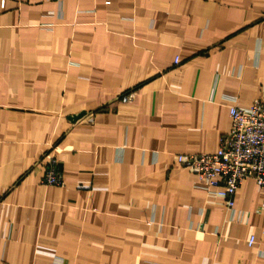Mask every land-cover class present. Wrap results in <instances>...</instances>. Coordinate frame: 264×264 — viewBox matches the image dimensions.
I'll use <instances>...</instances> for the list:
<instances>
[{"label":"crops","instance_id":"1","mask_svg":"<svg viewBox=\"0 0 264 264\" xmlns=\"http://www.w3.org/2000/svg\"><path fill=\"white\" fill-rule=\"evenodd\" d=\"M230 98L264 103V0H0V264H264L254 180L227 221L176 162Z\"/></svg>","mask_w":264,"mask_h":264},{"label":"built area","instance_id":"2","mask_svg":"<svg viewBox=\"0 0 264 264\" xmlns=\"http://www.w3.org/2000/svg\"><path fill=\"white\" fill-rule=\"evenodd\" d=\"M178 57L174 58V64ZM129 95L122 97L128 99ZM230 128L222 135L214 153L179 154L176 162L193 175V186L207 194L220 197L226 209L227 221H243L244 213L235 209V194L244 179H253L264 193V103L256 101L244 107L230 98ZM42 183L50 186L63 185L58 162L49 157ZM255 243L253 235L246 241Z\"/></svg>","mask_w":264,"mask_h":264},{"label":"water","instance_id":"3","mask_svg":"<svg viewBox=\"0 0 264 264\" xmlns=\"http://www.w3.org/2000/svg\"><path fill=\"white\" fill-rule=\"evenodd\" d=\"M83 116H84V113H78V114H75V115H70L68 117V119H69V121L71 123H75L76 121H78L79 119H81Z\"/></svg>","mask_w":264,"mask_h":264}]
</instances>
